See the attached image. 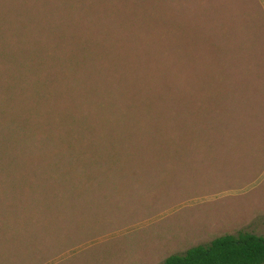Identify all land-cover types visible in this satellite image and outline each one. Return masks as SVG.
Here are the masks:
<instances>
[{"label":"rangeland","instance_id":"1","mask_svg":"<svg viewBox=\"0 0 264 264\" xmlns=\"http://www.w3.org/2000/svg\"><path fill=\"white\" fill-rule=\"evenodd\" d=\"M264 236V0H0V264H163Z\"/></svg>","mask_w":264,"mask_h":264},{"label":"trees","instance_id":"2","mask_svg":"<svg viewBox=\"0 0 264 264\" xmlns=\"http://www.w3.org/2000/svg\"><path fill=\"white\" fill-rule=\"evenodd\" d=\"M163 264H264V236L250 232L221 236L171 255Z\"/></svg>","mask_w":264,"mask_h":264}]
</instances>
